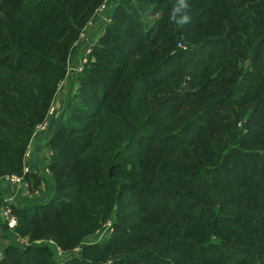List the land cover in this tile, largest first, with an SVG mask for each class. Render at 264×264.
Masks as SVG:
<instances>
[{
	"label": "trees",
	"instance_id": "trees-1",
	"mask_svg": "<svg viewBox=\"0 0 264 264\" xmlns=\"http://www.w3.org/2000/svg\"><path fill=\"white\" fill-rule=\"evenodd\" d=\"M104 1L0 0V177L48 191L10 207L0 264H264V0H189L183 26L176 0H109L48 140L52 182L23 171Z\"/></svg>",
	"mask_w": 264,
	"mask_h": 264
},
{
	"label": "crops",
	"instance_id": "crops-1",
	"mask_svg": "<svg viewBox=\"0 0 264 264\" xmlns=\"http://www.w3.org/2000/svg\"><path fill=\"white\" fill-rule=\"evenodd\" d=\"M100 21L101 20L99 19V17H95L92 23H90L89 26L86 27V37H84L85 39L83 38L79 40L78 50L70 63V72L72 73V75L75 73L76 69H79L82 65V51L85 43L91 39L96 40L98 38V30L99 26H101ZM70 88H74V84H72V86H67L65 89L62 88V90H64V93L61 100L58 102L60 103V108L64 102L66 93ZM59 111L60 109L58 111L55 109L52 114H49L45 121V127L39 129L36 134H34L30 141V153L28 155V158L26 159L28 171L30 173L37 172L39 174H43L49 182H52L53 179L47 167V145L48 140L53 132V128ZM27 190L28 189L26 188V183L24 182L10 180L4 176L0 177V251L6 244V238L2 237L5 233L3 210L7 206H23L24 204H33L39 201H45V199H47L48 197L47 188L43 183H41L38 189H36L33 193H29Z\"/></svg>",
	"mask_w": 264,
	"mask_h": 264
},
{
	"label": "built area",
	"instance_id": "built-area-1",
	"mask_svg": "<svg viewBox=\"0 0 264 264\" xmlns=\"http://www.w3.org/2000/svg\"><path fill=\"white\" fill-rule=\"evenodd\" d=\"M108 0H106V1H104V2H102L98 7H97V9H96V11H95V13H96V17H100V20L101 21H104V23L106 22V21H108L109 20V13H108V11H109V9H110V6L108 5ZM105 10V14L102 16V14H101V12L102 11H104ZM93 21V20H92ZM92 21L90 22V23H92ZM89 23V24H90ZM88 24V25H89ZM87 27V26H86ZM86 29V28H85ZM85 29L81 32V34H80V39H82L83 38V36H84V34H85ZM79 39V40H80ZM93 42H91V44H92ZM91 44L89 45V47H86L85 49H83V56H82V63L84 62V61H86V59H87V54L89 53V51H90V46H91ZM53 109H54V107H53V105L50 107V109H49V111H48V113L49 114H52L53 113ZM45 127V121L44 122H42V123H40V124H38L37 125V128L38 129H42V128H44ZM27 151L26 152H24V158H25V160L27 159V157H28V155H29V153H30V143H29V145L27 146ZM26 164V163H25ZM25 166V165H24ZM25 169H27V167L25 168ZM5 177L6 178H8V179H10V180H15V181H21V177L22 176H17V175H14V174H11V175H5ZM3 218H4V221H6L7 222V226L8 227H13L15 224H16V217H15V215L12 213V211H11V208L10 207H6L4 210H3ZM112 228H111V220H107L103 225H102V227H101V230H102V232H105V234H107V232H109L110 230H111ZM99 230V229H98ZM97 230V231H98ZM96 231V232H97ZM18 238V240L20 241V242H22V238H19V237H17ZM58 250V249H57ZM59 251V250H58ZM59 253H60V251H59Z\"/></svg>",
	"mask_w": 264,
	"mask_h": 264
},
{
	"label": "rangeland",
	"instance_id": "rangeland-1",
	"mask_svg": "<svg viewBox=\"0 0 264 264\" xmlns=\"http://www.w3.org/2000/svg\"><path fill=\"white\" fill-rule=\"evenodd\" d=\"M108 5L110 6V1L108 0ZM101 14H102V16L105 14V10L104 11H102L101 12ZM99 17V16H98ZM99 19H100V17H99ZM103 23H104V21H100V25H103ZM89 25H87V27H88ZM101 32H102V30H101V26H99V30H98V35H97V37H99V35L101 34ZM85 33H86V29H85ZM84 37H86L85 36V34H84V36H83V38ZM96 37V38H97ZM82 38V39H83ZM85 39V38H84ZM97 40V39H96ZM96 40H94V39H91V40H89V41H87L86 43H85V45L83 46V49H85L86 47H89V45L91 44V42L93 41V42H95ZM83 52V51H82ZM80 54H81V52H80ZM69 69H70V67H69ZM74 70V69H73ZM74 81H75V79H74V74L73 75H70V76H68L64 81H63V83L60 85V88L58 89V91H57V95H56V98H55V100H54V102H53V107H54V109H53V112H54V110L56 109L57 111L60 109V103H58L60 100H61V98H62V95H63V93H64V90H62V88H66L67 86H72V84H74ZM39 129L36 127V129H35V131H34V134H36V132L38 131ZM27 149L28 148H26V150H25V152L27 151ZM48 153H49V148H48V145H47V158H48ZM28 158V157H27ZM25 159V158H24ZM27 167V169H25ZM23 171L24 172H29L28 171V165L27 164H25V166L23 167ZM14 175H17V174H14ZM43 175V174H42ZM17 176H21V175H17ZM4 177H5V175H4ZM21 182H24V183H26V188L28 189L27 191L30 193L31 191H29V188H28V186H29V183H28V181L27 180H25L23 177H21ZM35 185H37V184H35ZM34 184L32 185V186H35ZM34 189H38V188H34ZM27 192V193H28ZM28 193V194H29ZM109 232H111V230L109 231ZM109 232H107V234H105V232H102V230H101V228L94 234V235H92L90 238H88V239H86V241H92V240H97V239H100L101 237H103V236H107L108 234H109ZM22 241H24V239H22ZM54 249V253H55V255H56V257L59 259V260H62L63 259V257L62 256H60V253H59V251L56 249V248H53Z\"/></svg>",
	"mask_w": 264,
	"mask_h": 264
},
{
	"label": "clouds",
	"instance_id": "clouds-1",
	"mask_svg": "<svg viewBox=\"0 0 264 264\" xmlns=\"http://www.w3.org/2000/svg\"><path fill=\"white\" fill-rule=\"evenodd\" d=\"M190 12L191 5L189 0H176L170 11V23L178 26L191 23L192 16L190 15Z\"/></svg>",
	"mask_w": 264,
	"mask_h": 264
}]
</instances>
